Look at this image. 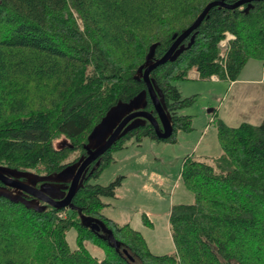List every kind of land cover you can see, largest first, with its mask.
<instances>
[{"label":"trees","instance_id":"1","mask_svg":"<svg viewBox=\"0 0 264 264\" xmlns=\"http://www.w3.org/2000/svg\"><path fill=\"white\" fill-rule=\"evenodd\" d=\"M211 1L0 0V166L56 175L85 156L89 133L111 107L142 91L143 109L158 118L138 68L152 44L158 59ZM251 4L212 7L175 60L150 72L171 119L168 139L148 121L126 132L87 167L73 210L0 196V264H264V117L236 126L217 118L221 155L183 161L181 179L194 200L171 208L173 254H154L139 231L102 213V199L115 197L123 176L91 183L129 141L172 142L177 130H191V115L178 112L194 96H183L175 82L193 68L200 80L230 82L249 59L264 68V0ZM60 136L68 142L55 145ZM85 242L104 256H93Z\"/></svg>","mask_w":264,"mask_h":264},{"label":"rangeland","instance_id":"2","mask_svg":"<svg viewBox=\"0 0 264 264\" xmlns=\"http://www.w3.org/2000/svg\"><path fill=\"white\" fill-rule=\"evenodd\" d=\"M175 84L184 96H194L193 103L178 112L191 115V130H177L172 142L144 139L137 145L129 141L128 147L113 153L114 161L99 178L91 180V183L106 185L117 176H123L115 197L102 199L108 204L102 213L139 231L154 254L175 252L169 226L171 208L194 200L193 193L181 179L183 161L187 157L214 159L221 155L215 125L217 118L230 126L243 121L258 124L261 121L258 112L264 111L261 110L264 107V68L258 59H249L232 83L200 80L188 74L187 79ZM66 141L60 136L54 143L62 145ZM77 155L73 152L66 161ZM28 172L42 174L37 169H28ZM66 238L74 249L75 229H70ZM85 246L93 256H104L101 247L89 242H85Z\"/></svg>","mask_w":264,"mask_h":264},{"label":"water","instance_id":"3","mask_svg":"<svg viewBox=\"0 0 264 264\" xmlns=\"http://www.w3.org/2000/svg\"><path fill=\"white\" fill-rule=\"evenodd\" d=\"M253 1L261 0H237L231 4L226 3L224 0H213L206 4L203 10L195 18V20L175 37L171 46L167 51L158 59H153L154 49L156 44H152L149 52L145 57V63L138 68V76L136 78H142L147 86L149 97L153 103L154 110L157 114L156 118L152 113L143 109L145 105V91L140 92L127 102H118L111 107L100 122L95 125L87 137V143L84 145L86 150L85 156L81 157L77 162L68 164L56 175H51V181L58 183H65L68 186L64 193L60 188H57L51 183V188L57 189L56 194L51 189V192L47 190L42 184L39 188H35V180H32L30 184L23 183L16 179L19 176L29 174L27 171H17L4 166H0V196H4L14 202L20 201L27 207H36L31 200H27L20 194H12L6 187H12L19 191V193H28L36 199H40L50 204L53 208L63 209L68 208L70 210L76 207L72 203V198L82 186V181L87 167L94 161H96L103 153H105L110 147L123 136L126 132L143 125L145 121H148L154 128V132L159 139H168L173 133V127L169 114L166 112L164 101L157 95L151 80L149 78L150 72L157 66L166 63L167 61H174L183 49L182 42L200 25L203 19L206 17L208 11L214 7H223L227 9H234L243 4H247L246 10L252 6ZM209 112L211 110H208ZM32 174V173H31ZM40 180L50 179L48 176L39 177ZM80 211V210H79ZM89 221V220H88ZM127 254V251L124 250Z\"/></svg>","mask_w":264,"mask_h":264},{"label":"flooded vegetation","instance_id":"4","mask_svg":"<svg viewBox=\"0 0 264 264\" xmlns=\"http://www.w3.org/2000/svg\"><path fill=\"white\" fill-rule=\"evenodd\" d=\"M28 172V171H27ZM40 176H43V177H49L50 179H44V180H40L39 179V177ZM16 179H18V180H20L21 182H23V183H28V184H30L31 183V181L32 180H35L36 182H35V184H34V187L35 188H39L42 184H44V183H47V184H49V185H44V187L47 189V190H49L50 192H51V189L54 191V193L56 194L57 192H59V191H57V189H55V187H53V188H51V183L53 184V185H55L57 188H60L64 193L66 192V188L67 187H64V186H68V185H66L65 183H63V184H61V183H58V182H55V181H51V175H46V174H44V173H40V174H38V173H32L31 174V172L29 173V174H26V175H24V176H19V177H17ZM0 185H2V183L0 182ZM12 194H20V195H22V196H24L27 200H31L35 205H38V204H42V203H44V204H47V205H50V204H48V203H46L45 201H42V200H40V199H36V198H34L32 195H30V194H28V193H23V194H21V193H19V191L17 190V189H15V188H12V187H6ZM51 206V205H50Z\"/></svg>","mask_w":264,"mask_h":264},{"label":"crops","instance_id":"5","mask_svg":"<svg viewBox=\"0 0 264 264\" xmlns=\"http://www.w3.org/2000/svg\"><path fill=\"white\" fill-rule=\"evenodd\" d=\"M191 77H195V78H198V72L193 68L192 70H190L189 71V73H188ZM212 80V79H211ZM219 80V79H218ZM217 80V81H218ZM234 82V81H233ZM232 83V82H231ZM179 88V87H178ZM180 90V89H179ZM180 92H181V90H180ZM181 94L183 95V93L181 92ZM184 96V95H183ZM261 110H264V107H263V109H261ZM257 111V110H256ZM258 114H259V118L262 120L263 119V117H264V111H260V112H258ZM261 122V121H260Z\"/></svg>","mask_w":264,"mask_h":264},{"label":"built area","instance_id":"6","mask_svg":"<svg viewBox=\"0 0 264 264\" xmlns=\"http://www.w3.org/2000/svg\"><path fill=\"white\" fill-rule=\"evenodd\" d=\"M230 38H232V36L230 35V34H226V37L223 39V40H221V42H220V46L221 47H224L225 45H226V43H227V41L230 39ZM210 79H212V80H218V77L216 76V75H212L211 77H210ZM213 120V118H211L210 119V121H212Z\"/></svg>","mask_w":264,"mask_h":264}]
</instances>
